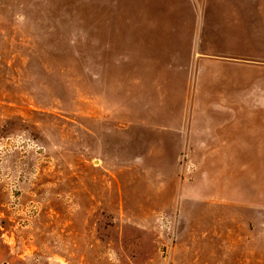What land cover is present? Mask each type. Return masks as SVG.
Instances as JSON below:
<instances>
[{"label": "rangeland", "instance_id": "rangeland-1", "mask_svg": "<svg viewBox=\"0 0 264 264\" xmlns=\"http://www.w3.org/2000/svg\"><path fill=\"white\" fill-rule=\"evenodd\" d=\"M0 264H264V0H0Z\"/></svg>", "mask_w": 264, "mask_h": 264}]
</instances>
